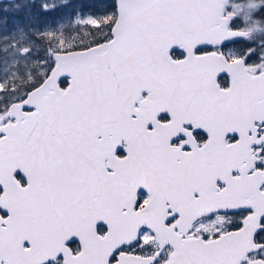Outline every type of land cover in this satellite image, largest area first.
Listing matches in <instances>:
<instances>
[{
  "label": "snow or ice",
  "instance_id": "6c2138e0",
  "mask_svg": "<svg viewBox=\"0 0 264 264\" xmlns=\"http://www.w3.org/2000/svg\"><path fill=\"white\" fill-rule=\"evenodd\" d=\"M0 264H264V0H0Z\"/></svg>",
  "mask_w": 264,
  "mask_h": 264
},
{
  "label": "rangeland",
  "instance_id": "374dc122",
  "mask_svg": "<svg viewBox=\"0 0 264 264\" xmlns=\"http://www.w3.org/2000/svg\"><path fill=\"white\" fill-rule=\"evenodd\" d=\"M53 15H55V14H53Z\"/></svg>",
  "mask_w": 264,
  "mask_h": 264
}]
</instances>
